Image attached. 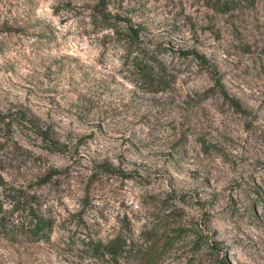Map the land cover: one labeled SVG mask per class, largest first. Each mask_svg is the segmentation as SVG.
<instances>
[{"label":"rangeland","instance_id":"rangeland-1","mask_svg":"<svg viewBox=\"0 0 264 264\" xmlns=\"http://www.w3.org/2000/svg\"><path fill=\"white\" fill-rule=\"evenodd\" d=\"M0 264H264V0H0Z\"/></svg>","mask_w":264,"mask_h":264},{"label":"trees","instance_id":"trees-1","mask_svg":"<svg viewBox=\"0 0 264 264\" xmlns=\"http://www.w3.org/2000/svg\"><path fill=\"white\" fill-rule=\"evenodd\" d=\"M114 34L116 35V40L117 41H122V46H123V51L124 53L129 51H137L138 45L140 43V34H139V30L137 27L132 26V25H127L126 28L124 30H115ZM133 67H137L139 68V72H146V66L145 67H140L138 66L135 62L133 63ZM235 104L237 106H239L238 103L235 102ZM48 175H46L47 177ZM50 176V175H49ZM48 176V177H49ZM47 222L44 221L43 218H39L37 221V224L34 225V227L32 228V232H38L39 230H42L45 226ZM97 249V247H96ZM106 252H108L109 254L112 255H116L117 254V245H115L114 243L112 244H108L106 245V247L104 248Z\"/></svg>","mask_w":264,"mask_h":264}]
</instances>
